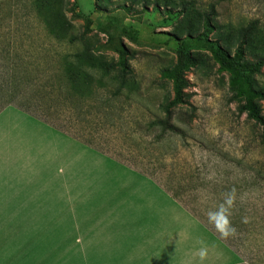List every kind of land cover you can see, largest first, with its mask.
<instances>
[{"label": "rangeland", "instance_id": "rangeland-1", "mask_svg": "<svg viewBox=\"0 0 264 264\" xmlns=\"http://www.w3.org/2000/svg\"><path fill=\"white\" fill-rule=\"evenodd\" d=\"M183 1L194 8L183 10ZM213 2L220 24L205 32L201 13ZM42 20L53 21L59 33L70 28L84 35L89 44L83 49L102 54L109 62H117L123 48L129 67L126 83L137 89L113 96L110 90L118 80L103 79L106 85L96 87L89 98L113 107L116 126L111 129L95 120L88 127L98 132L96 138L104 134L103 144L120 159L135 163V158L138 162L143 158L150 172L178 192L179 199L207 225L228 234L235 247V253L227 251L213 232L188 215L177 235L171 237V241L176 240L173 254L182 252L183 261L170 258L166 264H202L224 258L239 261L238 256V264H264V128L240 109L244 97L231 84L238 72L251 88L264 92V65L258 72H235L221 66L214 54L220 51L233 59L241 30L252 26L253 36L244 46L242 61L254 63L264 58V0H0V69L12 72L29 66L33 76L42 78L35 85L39 84L36 89L42 87L40 92L34 91L35 86L29 90L28 85L14 91H20L14 95L16 102L31 98L26 104L34 111L42 105L40 96L54 93L50 83L58 77L56 53L61 51L49 44ZM178 69H182L188 104L174 109L175 130L157 140L146 131V123L164 118L162 104L173 97V80L162 73L174 74ZM45 78L53 79L47 84ZM255 103L264 117V99L256 98ZM13 129L18 131V144L22 140L28 147L19 149L17 157L6 164L7 172L0 174V182L23 176L30 180L38 174L35 161L23 159L28 153H37L40 167H49L53 176L45 174V184L51 187L50 178L75 174L77 157H88L85 161L95 163L98 157L103 158L100 163L106 160L95 149L24 115H0V135L12 142L13 137L5 133ZM130 138L135 140V149ZM7 155L9 152L0 150V159H10L11 153ZM19 161L26 166L24 174L12 168ZM58 169L63 174L59 175ZM205 239L210 241L207 246L203 245ZM212 247L222 248L224 254L214 256ZM2 250L0 260L6 258L7 248ZM35 258V251L30 250L29 264Z\"/></svg>", "mask_w": 264, "mask_h": 264}, {"label": "crops", "instance_id": "crops-1", "mask_svg": "<svg viewBox=\"0 0 264 264\" xmlns=\"http://www.w3.org/2000/svg\"><path fill=\"white\" fill-rule=\"evenodd\" d=\"M13 112L48 126L13 106L3 109L0 115ZM5 134L13 139L11 142L0 135V150L11 153V157L0 159V174L7 172L6 164L17 157L19 149L28 147L22 140L19 144L16 141L18 131ZM34 150L37 151L36 145ZM101 156L106 159L101 163L103 158L98 157L95 163L85 161L88 157H77L74 167L78 176H59L57 180L52 177L51 187L45 184V174L53 176L49 167L39 166L37 153H28L23 159L35 161L38 174L30 180L23 176L0 182L1 256L2 249L7 248L0 264H29L30 250L36 255L30 264H166L170 258L182 260V252L173 254L176 240L171 241V237L177 235L188 215L196 218L153 179ZM22 163L12 166L19 169L18 174L26 171ZM57 172L63 174L61 169ZM85 174L92 177H83L90 176ZM83 184L87 185L82 187ZM203 241L206 246L210 243L208 239ZM14 247L18 249L13 250ZM212 248L214 256L224 254L222 248ZM238 258L239 261L212 259L202 264H238Z\"/></svg>", "mask_w": 264, "mask_h": 264}, {"label": "trees", "instance_id": "trees-1", "mask_svg": "<svg viewBox=\"0 0 264 264\" xmlns=\"http://www.w3.org/2000/svg\"><path fill=\"white\" fill-rule=\"evenodd\" d=\"M156 4H158V2H156ZM208 7L207 12L201 13V15H203V28L205 29V32L207 30H213L216 26L219 27L220 24L216 19V3L213 2L209 4ZM193 8L192 4L183 1V10ZM53 23L54 22L51 20H42V25L49 44H52L51 46L53 47L58 46L61 49V51L56 53L58 64V73L56 76L58 77L52 81L51 79L53 78L44 79L47 84L50 81L52 82L50 84H52V92L54 93L50 94V96H40L42 105L35 108L34 111V108L32 110L29 107L30 105L28 106V104H26L31 101V98L28 100L24 99L22 102L17 100L19 102H16L14 95H17L20 91H17L16 93H14V91L18 88H24L27 85L29 90L33 89L38 82L41 83L42 78L39 76H33L34 72L29 66H25L18 71L13 70L12 72L9 69H0V111L7 106H13L55 130L66 134L74 140L79 141L136 172L153 179L164 191L179 202L191 215L201 221L223 243L235 250V247L228 239L229 235H225L218 228L210 227L198 214L189 209L188 206L179 199L180 194L178 192H173L169 186L162 183L160 177H157L155 173L150 172L147 169L146 165L143 163V158H140L139 162L137 161V158H135V163L120 159L112 154L111 148L103 144L101 139L104 137V134H101L100 136L98 135L99 137L96 138L95 133L98 132L92 131V129L88 127L90 123L95 120L99 123H106L111 129L116 126V118H112L113 115H111L113 107L109 103H96L89 98L96 93V87H104L106 85L103 84V79L107 77L114 81L118 80V84L113 83V90H110L113 96L123 93H131L133 90L136 91L137 89V86L126 83V76L129 72V67L124 57L125 51L123 48L119 49L120 55L117 62H109L104 55L95 54L91 50L83 49L85 45L89 44L84 35L75 34L70 28H67L65 32L59 33ZM253 30L254 27L252 26L241 30L240 42L235 50L233 59H228L225 54L215 50L214 54L221 66L235 72L239 69L250 72L259 71L260 67L264 65V58H259L254 63L242 61L244 46L247 45L252 38ZM162 75L164 77L172 78L173 97L171 100L162 104L164 112L163 119H156L146 123V131L149 135L153 134L155 138L157 137V140L163 139L164 134L168 131L172 132L175 130V126L172 122L174 109L180 105L188 104L185 99V83L182 78V69H178L174 74L168 71H163ZM236 75L238 78L233 79L231 84L237 88V94L244 97V104L240 109L247 112L249 118H252L264 128V117L260 113L259 106L255 103L256 98L264 99V92L262 90L251 88L248 81L243 76H240L238 72ZM37 86H35L34 89H36ZM38 89L34 91L40 92L42 87L39 90ZM110 99L113 102V99ZM91 109H94V111H91ZM36 110L42 111L41 114H38ZM108 119L109 122L106 121ZM129 142H131L130 145L135 149L136 145L133 144L135 142L134 138H130ZM125 145L127 149L129 143ZM145 151L150 153V150L147 148ZM136 157H140L139 154H137Z\"/></svg>", "mask_w": 264, "mask_h": 264}]
</instances>
